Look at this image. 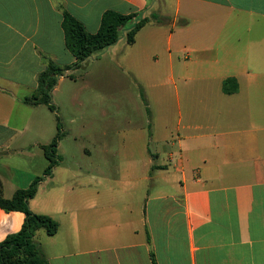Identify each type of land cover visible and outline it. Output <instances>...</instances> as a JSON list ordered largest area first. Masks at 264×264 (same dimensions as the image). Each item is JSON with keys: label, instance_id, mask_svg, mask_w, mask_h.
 <instances>
[{"label": "crops", "instance_id": "obj_1", "mask_svg": "<svg viewBox=\"0 0 264 264\" xmlns=\"http://www.w3.org/2000/svg\"><path fill=\"white\" fill-rule=\"evenodd\" d=\"M107 11L158 16L133 45L122 39L111 48L120 68L156 82L159 98L169 80L175 106H154L151 135L127 122L125 166L81 168L77 186L47 191L41 181L30 208L59 223L55 235L40 230L35 237L48 263L264 264V0H0L4 198L40 177L37 148L49 165L37 112L45 105L24 98L37 90L49 61L76 62L64 13L97 33ZM228 78L236 93H224ZM118 139L114 134L105 155L121 157L112 149ZM150 142L158 145L154 152ZM25 217L0 208V242L19 232Z\"/></svg>", "mask_w": 264, "mask_h": 264}, {"label": "rangeland", "instance_id": "obj_2", "mask_svg": "<svg viewBox=\"0 0 264 264\" xmlns=\"http://www.w3.org/2000/svg\"><path fill=\"white\" fill-rule=\"evenodd\" d=\"M147 17L152 18V15L148 13ZM111 47L96 62L88 65V61L86 69L75 71V79L67 77L61 84L58 82L52 92L55 111L47 106L37 111L38 118L43 120V132L40 133L42 144L51 143L56 136L57 116L61 119L64 132L58 146L61 162L52 176L44 177L48 162L41 149L37 148L42 189L48 191L53 185L77 186L80 181L77 174L81 168L95 171L98 168L125 166L127 160L121 156V150L127 144L122 142V137L132 129L127 122L132 120L136 125L147 126V133L151 135L154 127L147 122L154 124L153 115H158L154 106H175L174 86L168 84L169 80H164L167 83L165 97L160 95L159 98L156 89L152 88L156 82L152 79L150 81L153 82L142 81L120 68L114 61L117 49ZM114 134L119 136L117 146L112 144L113 151L117 147L120 153L121 157L117 159L110 154L105 155L110 152L109 141ZM157 148L155 142H150L151 152ZM118 177L124 178L121 174ZM44 232L41 230L42 236H45Z\"/></svg>", "mask_w": 264, "mask_h": 264}, {"label": "trees", "instance_id": "obj_3", "mask_svg": "<svg viewBox=\"0 0 264 264\" xmlns=\"http://www.w3.org/2000/svg\"><path fill=\"white\" fill-rule=\"evenodd\" d=\"M137 16L107 11L103 14L98 32L89 33L82 23L65 12L63 29L66 47L76 58V62L72 66L62 67L54 61H49L46 69L38 77L37 90L31 96L24 98V102L31 105H45L51 111H55L52 92L61 78L71 71L85 67L89 60L99 58L107 48L116 45L122 39H125L127 44L133 45L137 33L150 19H158L156 14H152V18L145 17L138 20ZM223 91L226 94L236 93L238 91L236 80L226 79L223 83ZM57 121V135L48 146L44 147L45 156L49 161L44 177L52 175L61 160L57 155V148L64 132L59 116ZM42 180L43 177H37L29 188L17 190L11 199L4 198L0 189V208L7 212H23L26 216L21 230L0 242V264H49L35 237L40 230H44L49 236L55 235L59 230V223L48 215L34 213L30 208V200L38 194Z\"/></svg>", "mask_w": 264, "mask_h": 264}]
</instances>
